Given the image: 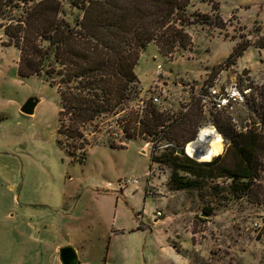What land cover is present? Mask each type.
Listing matches in <instances>:
<instances>
[{
    "label": "rangeland",
    "instance_id": "374dc122",
    "mask_svg": "<svg viewBox=\"0 0 264 264\" xmlns=\"http://www.w3.org/2000/svg\"><path fill=\"white\" fill-rule=\"evenodd\" d=\"M57 1L70 23L81 14L75 0ZM211 1L218 4L216 12L210 2L192 0L187 16L192 21L198 13L217 14L225 27L188 25L190 47L170 56L148 44L134 67L136 93L128 104L136 107L142 100L146 106L155 95L159 103L152 105L166 115L195 107L201 115L196 136L214 126L221 136L219 156L228 144L224 133L262 129L264 49L254 42L264 35V0ZM2 24L0 264H61L59 250L67 246L83 264H264V170L248 193L233 190L226 179L201 190H176L168 184L170 169L150 162L152 137L127 139L123 125L116 124L123 112L87 126L86 156H69L56 145L55 89L41 77H18L19 52L7 44ZM241 42L251 46L234 65L215 70ZM232 84L250 90L245 102L216 112L201 107L198 95L208 86L223 90ZM30 97L39 102L31 115L22 114ZM127 179L138 183L120 190ZM152 217L160 223H151ZM139 225L144 228L130 233Z\"/></svg>",
    "mask_w": 264,
    "mask_h": 264
},
{
    "label": "trees",
    "instance_id": "16d2710c",
    "mask_svg": "<svg viewBox=\"0 0 264 264\" xmlns=\"http://www.w3.org/2000/svg\"><path fill=\"white\" fill-rule=\"evenodd\" d=\"M191 1L75 0L72 5L81 14L70 23L57 0H0V20L7 44L19 52L18 77H41L55 89L59 98L56 145L69 156H86L87 126L103 115L123 112L116 124L123 125L127 139L152 137L150 162L170 169L171 187L201 190L208 182L226 179L233 190L248 193L264 170V112L261 132L249 129L232 132L231 137L224 133L228 140L224 154L197 162L177 151L194 140L201 124L198 109L166 115L152 104L141 110L128 104L136 93L134 67L148 44H154L160 55L170 56L190 47L188 25L225 27L217 14L198 13L191 21L186 14ZM203 1L211 3L213 12L218 10L217 3ZM14 11L19 13L12 16ZM250 46L249 42L236 44L215 70L234 65ZM254 47L264 49V35L257 37ZM163 142L168 146L161 148ZM212 211L203 209L207 216Z\"/></svg>",
    "mask_w": 264,
    "mask_h": 264
},
{
    "label": "built area",
    "instance_id": "2783aa9c",
    "mask_svg": "<svg viewBox=\"0 0 264 264\" xmlns=\"http://www.w3.org/2000/svg\"><path fill=\"white\" fill-rule=\"evenodd\" d=\"M161 66H157V74L161 73ZM249 89L240 90L236 87L235 84H232L230 86L225 87L223 90L216 89L215 86H208L206 89H204V93L198 95V100L200 102V105L203 109H205L207 106L210 108V110L216 112V111H222L225 109H231L234 106L240 105L246 100V96L249 93ZM149 101L152 104L159 103L158 96L151 95L149 98ZM145 106L144 101L139 100L138 104L136 106L137 109H143ZM116 136V134H115ZM167 144L161 145V148L167 147ZM202 148V147H201ZM183 152H185V155L192 159V156L188 154L183 148H180ZM129 184H137V180H131L127 179L122 181V184L120 186V190L122 187L126 188ZM157 215H160L157 213Z\"/></svg>",
    "mask_w": 264,
    "mask_h": 264
},
{
    "label": "water",
    "instance_id": "95a60500",
    "mask_svg": "<svg viewBox=\"0 0 264 264\" xmlns=\"http://www.w3.org/2000/svg\"><path fill=\"white\" fill-rule=\"evenodd\" d=\"M38 102L39 99H37L36 97L28 98L21 106L20 112L25 115H31ZM212 127L214 130H216L214 126ZM188 144H190L189 146L191 151L190 155L192 156V159L197 162H204V161H200V158L205 155V149L201 148L198 144V134L196 138L190 141ZM183 153L185 154V152ZM177 154L178 155L182 154V150H178ZM59 260L61 264H79V261L77 260V257L75 255V251L69 246L63 247L59 250Z\"/></svg>",
    "mask_w": 264,
    "mask_h": 264
},
{
    "label": "bare ground",
    "instance_id": "6f19581e",
    "mask_svg": "<svg viewBox=\"0 0 264 264\" xmlns=\"http://www.w3.org/2000/svg\"><path fill=\"white\" fill-rule=\"evenodd\" d=\"M198 144L205 149V155L200 158V161H211L222 151L221 136L212 126H206L199 130ZM189 146L190 144H187L186 146V152L188 154L191 153Z\"/></svg>",
    "mask_w": 264,
    "mask_h": 264
},
{
    "label": "crops",
    "instance_id": "0c3cea01",
    "mask_svg": "<svg viewBox=\"0 0 264 264\" xmlns=\"http://www.w3.org/2000/svg\"><path fill=\"white\" fill-rule=\"evenodd\" d=\"M56 128H57V126H56ZM142 152V150H140V153ZM147 154V156L149 157V154L146 152L145 154H143V155H146ZM137 183H138V180H137ZM153 218V221L151 222V223H153V224H158V223H160V221H158V219L156 220L154 217H152ZM156 222V223H155ZM138 229H137V227L135 228V229H132L131 231H130V233H132V232H135V231H137ZM76 252H77V254H78V256H79V251H78V249H76ZM79 258V260H80V262L81 263H79V264H83V262L81 261V259H80V257H78Z\"/></svg>",
    "mask_w": 264,
    "mask_h": 264
}]
</instances>
